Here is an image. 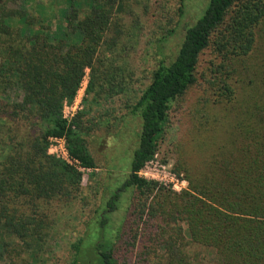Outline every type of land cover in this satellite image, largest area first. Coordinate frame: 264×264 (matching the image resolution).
<instances>
[{
	"label": "trees",
	"instance_id": "obj_1",
	"mask_svg": "<svg viewBox=\"0 0 264 264\" xmlns=\"http://www.w3.org/2000/svg\"><path fill=\"white\" fill-rule=\"evenodd\" d=\"M127 2L0 0V250L9 257L21 254L9 239L39 246L49 237L54 222L44 209L84 194L78 168H97L91 137L105 126L112 133L122 119L86 107L68 120L63 109L88 69L87 104L121 93L118 52L130 37L121 14L135 15ZM149 80L131 108L140 130L130 170L86 224L71 264H80L89 236L98 264H207L204 249L217 264H264V0H208ZM180 110L190 128L175 171L189 188L177 193L139 172ZM51 138H65L78 164L50 156ZM131 190L125 219L111 232Z\"/></svg>",
	"mask_w": 264,
	"mask_h": 264
},
{
	"label": "rangeland",
	"instance_id": "obj_2",
	"mask_svg": "<svg viewBox=\"0 0 264 264\" xmlns=\"http://www.w3.org/2000/svg\"><path fill=\"white\" fill-rule=\"evenodd\" d=\"M207 3L208 0H185L184 14L180 16L182 0H130L127 2L129 8L127 7L126 11L133 10L135 15L121 14L124 26L130 32L126 47L121 45L118 52L120 59L117 64L119 66L117 84L122 88L121 93L110 102L106 103L102 100L101 106L91 105V107L87 102L94 94H88L91 80L88 69L75 100L70 104L66 103L63 109V114L71 118L73 114L77 115L86 107L93 108L94 116H99L100 111L104 112L103 108H111L118 117L123 115L122 119H118L119 130L115 127L109 134L105 126L91 137L92 152L97 161V168L94 170L78 168L84 174V194L74 204L63 206L54 203L44 209L49 213L52 223L54 222L49 237L42 242L39 240V246L37 244L25 246L19 241L9 239L11 244L15 242L20 244L21 254L9 257L7 253L0 250V254L3 253L2 256L0 255V264L72 263L74 260L73 246L83 238L87 231L86 224L91 220L94 212L102 208L112 188L117 187L125 178L126 171L130 170L131 153L138 143L140 130L139 119L133 117L131 113L132 106L136 103L140 93L148 86L151 72L159 62L163 58L170 61L176 55L186 29L202 15ZM209 59L207 55L205 60ZM18 97L20 98V95L15 92L13 98ZM189 128L188 114L184 110L173 112L171 127L165 141L155 159L147 165V169L156 178L153 181L177 193L189 188L184 174L179 175L175 171L180 158L178 146L186 138ZM49 148L50 156L62 160L51 155ZM175 179L185 183L184 187L183 185L180 187L182 188L180 191L173 189L174 183L172 182ZM133 195L134 191L131 190L118 201V211L112 215L111 232H116L121 226L127 214V208L132 204ZM91 228L100 229V224L92 223ZM92 237L89 236L86 239L80 264H98L95 253L91 249ZM193 250L198 251L199 247L196 246ZM202 256L205 257L207 264H217V256L212 251L204 249Z\"/></svg>",
	"mask_w": 264,
	"mask_h": 264
},
{
	"label": "built area",
	"instance_id": "obj_3",
	"mask_svg": "<svg viewBox=\"0 0 264 264\" xmlns=\"http://www.w3.org/2000/svg\"><path fill=\"white\" fill-rule=\"evenodd\" d=\"M66 107H67V105H66ZM74 116H75V114H73V116H71V118H70V117H67L64 115V118L71 120ZM49 151H50L51 155L57 156L59 159H62L71 165L78 164L77 161L72 159V157L69 153L68 147H67V140L65 138H51ZM151 162H149V163H151ZM147 165L144 167V169H142L139 172V175H140V177H142L148 181H153L156 178L153 176V173L150 172L149 169H147V167H148ZM172 183H174L173 189H175L176 191H180L182 189L180 187H182V185L184 187V185H185L184 182H180V180H178V179L173 180Z\"/></svg>",
	"mask_w": 264,
	"mask_h": 264
}]
</instances>
